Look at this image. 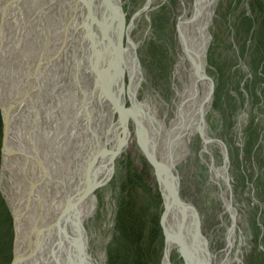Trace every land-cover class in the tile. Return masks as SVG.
I'll use <instances>...</instances> for the list:
<instances>
[{"label":"bare ground","instance_id":"1","mask_svg":"<svg viewBox=\"0 0 264 264\" xmlns=\"http://www.w3.org/2000/svg\"><path fill=\"white\" fill-rule=\"evenodd\" d=\"M153 2L146 0L144 13ZM121 4L0 0V107L5 111L15 104L8 116L10 155L1 160L0 186L17 218L14 255L28 254L36 230L47 228L32 263L79 264L83 251L90 259L83 264H96L84 229L98 206L100 187H94L115 169L113 154L125 151L133 139L136 151L152 158L150 178L165 210L161 264H171L173 253L179 264H226L235 249L238 211L225 148L211 139L205 121L213 91L206 52L215 0H192L178 17L171 96L162 105L148 95L137 99L145 79L138 44L131 39L134 24L124 30L120 23L116 8L124 18ZM122 103L129 105L123 123ZM195 139L203 144L202 157L210 156L211 148L222 157L220 167L212 160L208 167L231 220L218 259L202 235L197 209L180 191L176 168L191 156Z\"/></svg>","mask_w":264,"mask_h":264},{"label":"rangeland","instance_id":"2","mask_svg":"<svg viewBox=\"0 0 264 264\" xmlns=\"http://www.w3.org/2000/svg\"><path fill=\"white\" fill-rule=\"evenodd\" d=\"M145 2L121 0V7L125 25L134 24L131 39L138 44L136 55L145 79L137 99L142 101L148 95L155 104L162 105L171 96L177 19L184 9L189 10L192 0H154L147 14L142 10ZM211 20L206 74L213 91L205 121L211 139L225 148L233 205L238 211L235 249L226 264H264V0H215ZM128 106L126 103L124 107ZM130 143L118 155L111 179L96 190L97 210L84 224L89 240L87 250L96 264H105L106 250L114 238L118 188L123 176L129 170H141L152 192L155 190L149 166L136 151V142L132 139ZM202 147L201 141L195 139L191 156L176 169L182 197L197 209L202 235L218 259L231 220L223 210L217 187L209 180L208 167L211 160L220 167L222 157L216 148L210 149L211 157H202ZM0 195L4 200L1 186ZM4 202L11 216L7 201ZM159 209L161 216L160 198ZM163 253L162 235L159 264ZM178 260L173 253L171 264H179Z\"/></svg>","mask_w":264,"mask_h":264},{"label":"trees","instance_id":"3","mask_svg":"<svg viewBox=\"0 0 264 264\" xmlns=\"http://www.w3.org/2000/svg\"><path fill=\"white\" fill-rule=\"evenodd\" d=\"M2 131L0 113V165ZM126 174L118 188L115 234L106 250L105 264H159L162 250L159 197L152 192L141 170H129ZM12 243V218L0 195V264H10Z\"/></svg>","mask_w":264,"mask_h":264},{"label":"water","instance_id":"4","mask_svg":"<svg viewBox=\"0 0 264 264\" xmlns=\"http://www.w3.org/2000/svg\"><path fill=\"white\" fill-rule=\"evenodd\" d=\"M12 3H14L13 1H10L7 3V6L11 5ZM118 11H119V14H120V23L122 24V26L124 27V30H126V28L129 26V25H125L124 24V18H123V14L121 13V10L120 8L117 6L116 8ZM133 19V18H132ZM132 19L130 21H132ZM126 42H127V38H125ZM121 75L119 76V79L121 80ZM121 82V81H120ZM122 87V85H121ZM28 96V95H27ZM13 107H15V104H10L7 108V110H2V108L0 107V113H1V116H2V124H3V131H2V143H1V160L4 156L6 155H10V152L6 150V144H7V131H8V116H9V113L10 111L13 109ZM119 114L118 116L120 117V120L121 122L123 123V118H122V114L124 113V103H122L119 108ZM147 153H142L141 152V155L142 157L144 158V160L146 161L147 163V166H149L150 168V164L152 162V158L150 157H147L146 156ZM113 159L116 160V163L118 161V155L116 154H113ZM151 176V174H150ZM111 179V174H109L108 176H106L104 179H102V181L97 184L94 188H97V187H101L103 185H105L106 183H108V181ZM175 190V188H174ZM154 192H157V194L159 195V198H160V194L158 191H155ZM92 194V193H91ZM161 199V198H160ZM5 200V199H4ZM182 203L184 201H181ZM161 209H162V215L159 216V225H160V229H161V233L163 235V238H164V228H163V217H164V208H163V202L161 200ZM11 217H12V226H13V233H14V239H13V254H12V259L10 261V264H27V263H31V264H34L32 263L36 256L40 253V247H41V243H42V240L43 238L40 237L41 234H45L46 233V229H37L36 232L34 233V242H33V245H32V248L31 250L28 251V254L24 255L23 257H16L14 255V246H15V241H16V229H15V221H16V217L13 216L11 214ZM74 253H75V250H74ZM89 258H87L86 254H84L83 251H81L79 254H78V262L79 264H83L84 262H87ZM90 260V259H89ZM89 263V262H87Z\"/></svg>","mask_w":264,"mask_h":264}]
</instances>
